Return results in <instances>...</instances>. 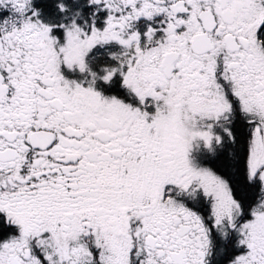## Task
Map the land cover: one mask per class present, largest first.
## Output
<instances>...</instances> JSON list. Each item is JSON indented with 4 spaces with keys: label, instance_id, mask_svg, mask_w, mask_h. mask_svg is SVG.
Here are the masks:
<instances>
[{
    "label": "snow or ice",
    "instance_id": "snow-or-ice-1",
    "mask_svg": "<svg viewBox=\"0 0 264 264\" xmlns=\"http://www.w3.org/2000/svg\"><path fill=\"white\" fill-rule=\"evenodd\" d=\"M0 264H264V0H0Z\"/></svg>",
    "mask_w": 264,
    "mask_h": 264
}]
</instances>
